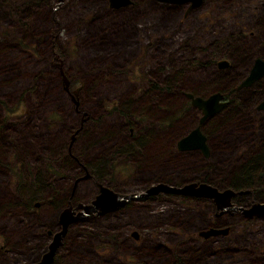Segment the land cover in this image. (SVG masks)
Here are the masks:
<instances>
[{
    "label": "rangeland",
    "instance_id": "rangeland-1",
    "mask_svg": "<svg viewBox=\"0 0 264 264\" xmlns=\"http://www.w3.org/2000/svg\"><path fill=\"white\" fill-rule=\"evenodd\" d=\"M185 8L156 0L117 8L107 0H0V264L37 260L67 202L89 203L99 185L142 192L154 178L190 179L183 175L211 163L188 175L219 186L212 167L223 161L209 135V157L199 161L197 152L178 153L163 139L196 125L200 115L184 105L185 90L235 84V48L255 46L250 30L262 12L257 0H205L184 15ZM220 58L231 66L218 67ZM251 116L244 111L245 120ZM126 124L155 134L144 142L146 163L113 149L112 135L130 141ZM250 128L239 130L247 141L222 145L223 159L262 139L264 123ZM106 155L109 168L99 162ZM93 167L103 174H91ZM40 172L44 179L34 178ZM212 210L209 201L172 194L134 199L71 223L54 264H264L263 220L223 214L214 221L230 226L227 236L191 241L194 224L205 223L199 214Z\"/></svg>",
    "mask_w": 264,
    "mask_h": 264
},
{
    "label": "flooded vegetation",
    "instance_id": "flooded-vegetation-1",
    "mask_svg": "<svg viewBox=\"0 0 264 264\" xmlns=\"http://www.w3.org/2000/svg\"><path fill=\"white\" fill-rule=\"evenodd\" d=\"M204 1L205 0H198V3L196 5H192L188 9L187 7L191 4V1H187L184 3H172V4L186 5L185 11H184V15H185L190 10L200 7L204 3ZM257 2L260 7V11L262 12V15L256 13V18L254 19V23H253L254 27L250 30V35L256 37L255 46H249V47H239L238 45L236 46L235 48V54H236V59H237L236 66L239 68V76L235 84L233 86H230L231 89L218 88V89L206 91L201 94H197V93H194L192 91H187V90L184 91V92H190L193 95H198L201 97H205L211 92L218 91L223 95L222 99L226 100V103L220 108L219 111L215 112L214 114L205 117L200 122H199V117H197L196 125H198L200 131L204 135L205 150L202 151L200 148L179 149L176 145L177 140L181 136L186 134L193 126H195V124L192 127L190 126L181 132L172 131L171 133L164 135V146L165 147L167 145H170L172 146V149L178 153H184L187 151L197 152L199 154L198 161L201 158L207 159L209 157L210 148L207 142V135H209L213 141L214 146L217 148V151L219 152L220 158L223 161L224 170L228 172L227 179H225L222 183H225L226 186H228L229 189L233 191V194L230 195L229 197V203L223 206L218 205V202L215 201L211 197L208 198L205 196L172 194V195H179L182 198H186L190 200H196V201L200 200L203 202V205L207 201H209L212 204L213 210L211 213L203 212L201 215L199 214V216H202L203 219H205V223L202 225L194 224L193 230L195 229V231L192 232L189 236L191 238V241L201 240V239L204 241H208V239H211L213 241L219 235L227 236L230 230V226L228 224H222V226L226 229L225 232H219V233L211 234L208 236H202L201 234H199V231H202L209 227L220 228L221 226H219L214 220L223 214L233 215L235 212H237L241 216V218L245 220L257 219V220L264 221L263 217H258L255 215H252V216L245 215V212L242 209V208L249 207L254 202H264V136H262V139L257 143L251 142L248 145L246 144V146H244L245 144L242 143L241 147L239 148L237 154L234 157L230 156V157L223 159L224 151L222 148V145L227 142L229 143V145L230 144L237 145L239 141H242V142L247 141V137H244V138L240 137L239 130L241 129L242 126H244L246 129L248 127L249 128L251 127L250 129H252L255 123H264V107H258V103L264 97V76L258 77L257 79L251 81L247 85H240L242 80L247 76L254 60L259 59L261 61H264V0H257ZM128 3H130V0L128 1ZM164 3H167V2H164ZM109 6L113 7L111 5ZM113 8H117V7H113ZM220 59H225L227 61L226 65H224L223 67L227 68L228 66H231L230 60L226 58H220ZM218 60L219 59L215 61L216 65H217ZM149 83L153 84L155 82L150 81ZM184 92H183V95H184ZM249 101H251L254 104L249 108L240 110L242 107L246 106ZM184 102L186 106L194 109L195 112L201 115L200 110L195 106H191L189 103L188 97H186L185 95H184ZM247 109H250V111L252 112V116L249 118V120H245L243 117V113ZM179 112L180 110L177 109L175 111V115ZM218 122H221V125L218 128L213 129V127ZM202 125H206L207 127L206 131H203L201 129ZM126 126L128 127L129 125L126 124ZM221 128H224V129L219 133L218 129H221ZM128 130H129L128 138L130 139V141L128 142H131V141L135 142L136 140H142L143 148H144V139L141 137H145L148 131L144 132V131L132 129L130 126L128 127ZM143 148L137 149L133 147L132 149V152L135 155L139 156L140 163H146L145 161L146 156L145 154H142ZM159 149H162V148H159ZM160 152H161L160 154L163 153L162 150ZM131 156H132L131 153L125 155L126 158H130ZM163 159H165V156L161 160ZM154 161L156 162V164L159 162L157 158ZM136 163L140 167H142V164H139L137 161ZM194 165H196V162L191 163L189 166H194ZM4 166L7 169L9 168L7 164H4ZM157 168L159 169V171L164 170V169H161L162 168L161 165H158ZM207 170L208 168L205 169V172H207ZM212 170H215V168L212 167ZM222 175L224 174L222 173ZM36 177H39L40 179H44V176L41 172L36 173L34 178ZM74 177L79 178L80 177L79 172L75 171ZM84 178L85 177H82L81 179H84ZM207 179H208V176L204 175L201 177H195V179L181 180V181L175 182L174 184H180V183L189 182V181L205 182L209 184ZM156 181H166V180H163L157 177V178L150 180L149 183L147 184L154 183ZM217 181L219 182V177L217 178ZM222 183L219 182V186L216 187L217 190H222V188H224L222 186ZM40 185H44V182H41ZM255 194H258V195H255ZM158 195L164 196V195H168V193L158 192L154 195H149L146 197H140V198H135V199H138L139 201H145L147 199L156 198ZM132 202H134V199H130L126 201L123 204V207ZM67 203H70L67 205V207L68 206L74 207V205H76V204H72L71 202H67ZM111 211H114V210H111ZM107 213H110V211H106L103 213L92 212V213L83 215L81 217H78L77 219H75V221L80 220L82 218L91 217L92 215L100 216V215H104ZM130 234L136 237L137 233L132 234L130 231ZM48 237L50 238L49 235ZM63 239L64 238L61 239V244L58 246L55 253L58 251L60 247L63 246L62 244ZM46 249H48V243L42 253L46 252L47 251ZM258 251L262 252V250H258ZM210 252H211V249H208L206 251V257H210ZM213 253H215V251H213ZM183 255H177L178 259L184 260ZM219 258H220V255H219ZM187 261L191 262V264H194L190 260H187ZM52 262H53V259L50 264H52Z\"/></svg>",
    "mask_w": 264,
    "mask_h": 264
},
{
    "label": "water",
    "instance_id": "water-1",
    "mask_svg": "<svg viewBox=\"0 0 264 264\" xmlns=\"http://www.w3.org/2000/svg\"><path fill=\"white\" fill-rule=\"evenodd\" d=\"M108 4L113 7H118L125 5L129 0H107ZM167 3H184L191 1L192 5H196L198 0H157ZM227 61L225 59H219L217 61L218 67H223L226 65ZM264 76V61L259 59L254 60L247 76L242 80L240 85H247L251 81L257 79L258 77ZM184 95L188 97L189 103L191 106H195L200 110L201 115L199 116V122L202 121L205 117L214 114L219 111L220 108L226 103V100H223V95L214 91L201 97L198 95H193L190 92H184ZM258 107H264V97L258 103ZM176 145L179 149H189V148H200L202 151L205 150L204 135L200 131L198 125L193 126L186 134L181 136ZM88 174L85 173L82 177H87ZM158 192H164L168 194H182V195H194V196H205L208 198H213L218 202V205L223 206L229 203V197L233 194V191L229 188H222V190H217V188L211 184L205 182H184L180 184H171L168 185L166 182L157 181L150 183V186L146 188L143 192H129V193H119L112 189H109L105 186L99 185L98 192L96 195L89 201V203H77L74 207L68 206L64 208L59 214V228L55 230L49 238L48 250L41 254L39 260H34L28 264H50L54 253L58 246L61 244V239L64 237L66 232V227L68 223L72 220L77 219L88 213L96 212L103 213L106 211L116 210L123 204L130 200L140 197H146L149 195H154ZM76 209V210H75ZM247 216H258L264 218V202H254L247 208H242ZM225 228H214L209 227L202 231H199V234L202 236H208L211 234H216L219 232H225ZM47 233H50L48 230ZM132 234H135V231H131Z\"/></svg>",
    "mask_w": 264,
    "mask_h": 264
},
{
    "label": "trees",
    "instance_id": "trees-1",
    "mask_svg": "<svg viewBox=\"0 0 264 264\" xmlns=\"http://www.w3.org/2000/svg\"><path fill=\"white\" fill-rule=\"evenodd\" d=\"M166 89H171V87H169V86H166V87H162V90H166ZM184 103V105H185V102H183ZM254 103H252L251 101H249L248 102V104L246 105V106H244V107H242L240 110H244V109H246V108H249V107H251L252 105H253ZM186 106V105H185ZM181 107H179V109L178 110H182V109H184V108H182V109H180ZM129 115H131L132 116V113H128V114H126V116H129ZM175 115V112L172 114V116H174ZM232 115V114H231ZM230 115V116H231ZM229 116V117H230ZM225 121V120H224ZM221 125V122H218L214 127H213V129H215V128H218L219 126ZM205 126V129H207V127H206V125H204ZM113 136V138H114V142L116 143V144H114V146H113V149L115 150V151H118V152H121L122 153V155H127V154H130V153H132V149H133V147L134 148H137V149H142L143 148V141L142 140H136L135 142H133V141H131V142H122L120 139H116L115 138V136L114 135H112ZM141 138H143L144 139V142H145V140L146 141H152V140H155V134H149L148 133V136H146V137H141ZM158 141L159 140H162L161 139V137H159L158 139H157ZM164 140V139H163ZM113 150V152H115ZM144 153H145V147H144ZM143 153V154H144ZM107 156H109V155H106V156H104V157H102V158H104V160H102V162L101 161H99L104 167L106 166L107 168H109L110 167V163L113 161V159H111L110 160V158H107ZM100 159H101V157H100ZM210 165H212L211 163H205V164H203V165H200V166H198L197 168H195V169H193V170H191L189 173H196L198 170H200L202 167H204V166H210ZM104 167L103 168H99V167H93V168H90V173L91 174H93L94 175V173L96 172V170H98V171H101V173L103 174V172H104ZM214 168H215V173H217L218 174V177H219V182L220 183H222L225 179H227V177L225 176V175H227L228 176V172L226 171V170H224V169H220V168H218V167H216V166H214ZM88 169V168H87ZM189 173H187L186 175H183V177L184 176H187V177H189L190 179H195V175H192V176H189L188 174ZM222 173L224 174V175H222ZM107 175V174H106ZM105 175V176H106ZM105 176H103L104 178H105ZM101 177V176H100ZM182 180V176H180V177H178V178H176V179H172V181L170 182V181H166V183L167 184H174L175 182H177V181H181ZM150 186V184H146V185H142L141 186V189L140 190H144V189H146L147 187H149ZM222 186L224 187V188H226V184L225 183H222ZM112 189V188H111ZM255 195H258V194H255ZM4 203H6V202H4ZM24 203H25V205L26 206H28L29 204H28V202L24 199ZM7 204H12V205H14L15 204V202H13V201H10V202H8ZM15 206V205H14ZM57 253V252H56ZM56 253L54 254V258H53V262H52V264H54V262H55V256H56ZM41 256V255H40ZM171 257H172V255H171ZM175 257H177V255L175 256ZM178 258V257H177ZM37 260H39V259H37ZM177 264V263H176Z\"/></svg>",
    "mask_w": 264,
    "mask_h": 264
},
{
    "label": "bare ground",
    "instance_id": "bare-ground-1",
    "mask_svg": "<svg viewBox=\"0 0 264 264\" xmlns=\"http://www.w3.org/2000/svg\"><path fill=\"white\" fill-rule=\"evenodd\" d=\"M168 185H171V184H168ZM147 188H148V187H147ZM110 189H111V188H110ZM144 190H145V189H144ZM144 190H143V191H144ZM143 191H142V192H143ZM73 222H75V220H72V221H70V222L68 223V225H67V227H66V230H67L68 226H69L71 223H73ZM46 250H48V249H46ZM46 250H45V251H46ZM40 257H41V256H40ZM39 259H40V258H39Z\"/></svg>",
    "mask_w": 264,
    "mask_h": 264
}]
</instances>
